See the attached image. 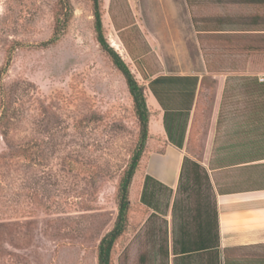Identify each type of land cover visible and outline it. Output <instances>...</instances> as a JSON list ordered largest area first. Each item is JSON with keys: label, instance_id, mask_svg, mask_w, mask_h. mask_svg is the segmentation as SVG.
Returning a JSON list of instances; mask_svg holds the SVG:
<instances>
[{"label": "rangeland", "instance_id": "obj_1", "mask_svg": "<svg viewBox=\"0 0 264 264\" xmlns=\"http://www.w3.org/2000/svg\"><path fill=\"white\" fill-rule=\"evenodd\" d=\"M70 1L67 31L48 44L57 33L58 0H0V264H98L100 241L118 217L120 179L138 145L133 99L97 42L92 0ZM258 1L197 0L189 7L186 0H101L105 36L144 85L151 122L113 264H177L167 253L213 220V190L203 170L195 173L193 158H264V104L258 119L252 117L258 83H264ZM131 15L135 41L142 42L137 29L154 50L147 79L112 21L123 27ZM205 23L232 35V45L208 38L202 54L196 29ZM253 38L258 51L245 49ZM158 77L161 101L149 87ZM194 104L198 122L183 145L178 185L146 189L148 155L170 152L173 138L181 143L186 110ZM166 159L169 169L171 156ZM250 168L264 178V164Z\"/></svg>", "mask_w": 264, "mask_h": 264}, {"label": "crops", "instance_id": "obj_2", "mask_svg": "<svg viewBox=\"0 0 264 264\" xmlns=\"http://www.w3.org/2000/svg\"><path fill=\"white\" fill-rule=\"evenodd\" d=\"M186 2L190 7L188 0ZM201 31L202 29H196L198 43L199 34L203 33ZM216 33L224 34L227 32L220 29ZM200 50L203 54L201 46ZM186 111L189 112V117L183 145H185V142L188 145L190 131L198 122L196 104ZM186 111L181 110L179 112ZM165 112L167 111L163 112V116H165ZM219 115L220 113L217 111L213 113V125ZM150 140L151 125L148 143ZM168 143L171 153L163 151L158 153V156H154L155 154L148 155L146 176H151L166 187H175V185H178L183 172L186 153L183 146L180 148L170 141ZM177 154L179 157H177ZM167 155L171 156L172 162L169 169L163 167V164L167 161ZM193 160L205 169L208 176L207 181L214 194V207L219 228L218 242L215 235L216 229L214 230L213 240L211 233H209V244L214 246L210 249L215 253L214 260H217L219 264H264V184L258 183V181H263L264 178L257 171H251V168L248 169L252 165L264 164V160L232 163L231 157L217 159L215 155H209V157L206 155L203 161L197 158H193ZM166 170L168 171L167 174ZM197 235L194 239L197 238ZM185 240L180 243L177 252H173L172 247V251L169 253L170 262L175 258L178 261L177 264H211L212 257H208L206 253L203 255L194 253L190 258H187V254H181L180 249ZM174 261H172V264H174Z\"/></svg>", "mask_w": 264, "mask_h": 264}, {"label": "trees", "instance_id": "obj_3", "mask_svg": "<svg viewBox=\"0 0 264 264\" xmlns=\"http://www.w3.org/2000/svg\"><path fill=\"white\" fill-rule=\"evenodd\" d=\"M188 2L190 6H193L194 3L197 2V0H188ZM258 2L261 3L262 6L264 7V0H259ZM57 5H58L57 10L55 11V28L57 30V33L53 37V39H51L50 43L48 44H53L60 40L62 35L67 31L70 21L73 17V6L70 0H58ZM92 6H93L95 34H96L97 42L99 43L101 49L109 57V59L111 60L113 65L116 67V69H118L124 76L127 87L130 92V95L133 99L134 112H135L136 118L138 120V125H139V141H138L137 148L134 154L132 155L131 161L128 167L125 169L124 174L121 177L120 183H119V188H118L119 213H118L116 223L113 229L110 230L102 238V240L100 241L99 247H98V264H113V251L115 249L116 243L126 232V229L128 226V220H129L128 216H129V208H130V199H129L130 188L134 181L135 175L141 166L142 160L144 158V154H146L145 148L148 145V141L150 137V112H149V108L147 104V95L145 92L144 85L136 78L134 73L131 71L129 65L124 61L121 55L110 45L109 41L107 40L105 36L103 20H102L103 13H102V7H101V0H92ZM135 19L136 18L131 15V19H129L130 23L123 27H120V24L117 21V19L112 17V21L115 25V28L117 29V31L120 32L119 37L124 45V48L128 56L134 63V66L137 68L138 72H140L142 79H147L148 78L147 76H149V73L146 67L149 68L150 62L155 58L153 54L154 50L151 48L148 41L145 39L142 31H138L137 29H136L137 33L142 36V42L135 41L133 37V31L132 32L130 31V28L136 24ZM256 20L258 21L261 20L262 23H264V17L262 16L257 17ZM124 29L126 32L123 33L122 30ZM218 30L219 29H214V27H211L206 23L204 24V27L202 28V31H201L203 33L199 34V44L202 47V50L205 45L204 43H208L209 41L208 38L212 39L213 37L224 40V44L226 45V47L227 46L229 47L230 45H232L233 43V40L231 38L232 35L227 34V33L225 34L216 33L218 32ZM237 35H241V34H236V36ZM255 41H258V40L256 38L251 39L245 49H250L251 51H252V48L255 51L260 50V47L256 45ZM151 54L153 56L152 59H151ZM160 78L161 77H158L150 81V84H149L150 89L152 90L153 94L155 95L158 101H161L162 97L155 87L156 85L159 84L161 80ZM256 82L258 83V81ZM258 86H259V89L256 91L257 98L254 102L255 108L252 111V117L257 116L255 119H258V117L262 114L261 109H262V105L264 104V99H262V96H264V83H258ZM249 93L253 94V92H249ZM260 94H262V96ZM9 106L10 105L8 104V107ZM8 107H6L5 109L8 110L9 109ZM182 135H183L182 136L183 140L181 141V143L174 142L172 130L169 135L171 139L173 138L172 142L180 148H182L183 146L184 138L186 135V128H184ZM260 160H264V158H258V157L253 158L251 162H256ZM185 162L186 161H184L183 169L185 166ZM190 165L192 166V168L195 169L194 170L195 173L198 172L199 169L203 170L208 180L207 173L205 169L202 168L201 165L193 161H190ZM150 183H155L157 185L164 186L148 175L145 178V188ZM146 189L142 195L143 198L144 196L146 198ZM203 222H206V221H203ZM203 222L201 223L199 227V233L197 235V238L185 240V242L182 245V248L180 249V252L181 254H185V255L187 254L186 255L187 258L192 257V254L194 253H201L202 255L206 253L208 257L209 256L212 257L211 264H219L217 260H214L215 258L214 251L210 250L214 246H210L209 244V233H211L212 240H213L215 229H216L215 235H216L217 242L219 240V228L217 225L215 207H214L213 220L211 222L209 220L207 224ZM168 257L169 255L167 253V259Z\"/></svg>", "mask_w": 264, "mask_h": 264}, {"label": "built area", "instance_id": "obj_4", "mask_svg": "<svg viewBox=\"0 0 264 264\" xmlns=\"http://www.w3.org/2000/svg\"><path fill=\"white\" fill-rule=\"evenodd\" d=\"M260 81L261 82H264V77H260Z\"/></svg>", "mask_w": 264, "mask_h": 264}]
</instances>
